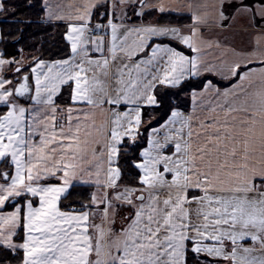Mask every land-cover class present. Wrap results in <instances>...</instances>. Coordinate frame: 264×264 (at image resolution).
Returning <instances> with one entry per match:
<instances>
[{
  "label": "snow or ice",
  "instance_id": "6c2138e0",
  "mask_svg": "<svg viewBox=\"0 0 264 264\" xmlns=\"http://www.w3.org/2000/svg\"><path fill=\"white\" fill-rule=\"evenodd\" d=\"M23 4L0 0V264H264V0Z\"/></svg>",
  "mask_w": 264,
  "mask_h": 264
},
{
  "label": "trees",
  "instance_id": "16d2710c",
  "mask_svg": "<svg viewBox=\"0 0 264 264\" xmlns=\"http://www.w3.org/2000/svg\"><path fill=\"white\" fill-rule=\"evenodd\" d=\"M13 3L20 4V9L17 12V15L20 19H36L37 9H26L23 4V0H12ZM188 19H179L173 18V22H184ZM39 22V21H38ZM41 27L37 28L36 25H33L25 33L26 43L35 44V49H29V52L32 55H42L44 59H56L59 58L63 53L61 49L63 48V42L61 40V34L64 31L62 27H50L47 22H39ZM17 27H21L17 25ZM0 28H3L5 31L9 30L8 23L0 24ZM44 29V30H42ZM35 33L36 35H33ZM20 47V45H17ZM11 50V49H10Z\"/></svg>",
  "mask_w": 264,
  "mask_h": 264
},
{
  "label": "crops",
  "instance_id": "0c3cea01",
  "mask_svg": "<svg viewBox=\"0 0 264 264\" xmlns=\"http://www.w3.org/2000/svg\"><path fill=\"white\" fill-rule=\"evenodd\" d=\"M190 21L189 20H186V21H184V22H182V23H180V24H187V23H189ZM175 23V22H174Z\"/></svg>",
  "mask_w": 264,
  "mask_h": 264
},
{
  "label": "rangeland",
  "instance_id": "374dc122",
  "mask_svg": "<svg viewBox=\"0 0 264 264\" xmlns=\"http://www.w3.org/2000/svg\"><path fill=\"white\" fill-rule=\"evenodd\" d=\"M175 23H182V22H175Z\"/></svg>",
  "mask_w": 264,
  "mask_h": 264
}]
</instances>
